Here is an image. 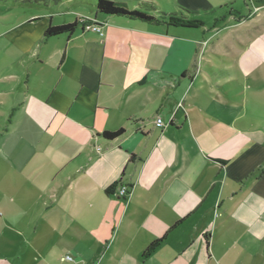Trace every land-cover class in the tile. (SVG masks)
<instances>
[{"label":"crops","instance_id":"crops-1","mask_svg":"<svg viewBox=\"0 0 264 264\" xmlns=\"http://www.w3.org/2000/svg\"><path fill=\"white\" fill-rule=\"evenodd\" d=\"M122 1L155 20L0 0V264H264V38L236 66L211 42L259 12ZM222 56L243 82L210 84Z\"/></svg>","mask_w":264,"mask_h":264},{"label":"rangeland","instance_id":"rangeland-1","mask_svg":"<svg viewBox=\"0 0 264 264\" xmlns=\"http://www.w3.org/2000/svg\"><path fill=\"white\" fill-rule=\"evenodd\" d=\"M64 4L62 6H59L61 9V16L63 17H74L73 11L77 5L81 4L79 1L81 0H72V2L68 0H62ZM87 2H90V0H84ZM143 1H151L152 0H143ZM118 3H123L124 1H114ZM159 4V3H158ZM227 4V8L223 10V12L226 11L224 15H228V13H235L237 16L242 17V19H246L247 16L250 18V14L254 11L255 13L259 12L257 14L258 16H255V20L250 22V21H244L242 25L240 26H234L230 27L229 29H220V31H215L214 35H218L217 37L214 38L212 43L218 40H226L222 41V47L220 48L222 51L221 53L228 56L229 58L235 60L234 65L236 66L237 64V59H239L240 56H242L246 50V48H251L253 44H257L258 42L261 41L262 38H264V0H227L223 2V5ZM159 6L162 7V10L172 12V10H168L169 8H164L163 2L159 4ZM69 8V9H68ZM72 8V9H70ZM166 9V10H165ZM175 11H179L180 8L176 6ZM72 14L69 15V12ZM253 14V13H252ZM175 17H180L181 15H174ZM226 24H223V28L225 27ZM230 31V35L228 36L227 39L223 37L225 33ZM98 32V31H97ZM99 33V32H98ZM209 32L206 33V35L209 36ZM249 38V41L247 42V39ZM207 37V38H208ZM208 41V40H207ZM206 41V43H208ZM217 60V61H216ZM229 61H226V58L224 56L222 57H216L213 65L215 73L210 72L209 74V80L210 84H218L217 82H224V84H227L228 81L234 79L238 80L239 82H243L240 74V70L238 67H235L232 65ZM231 67L233 69L231 70ZM237 71V72H234ZM232 75V78L230 76ZM228 78V80L226 79ZM2 166V165H1ZM5 170L0 169V176L4 174ZM5 218H0V224H5L7 222ZM72 255V254H69ZM68 255V256H69ZM68 256L65 257V260L68 262L66 264H75V261L69 260ZM73 256V255H72ZM73 258V257H72ZM56 264V263H54Z\"/></svg>","mask_w":264,"mask_h":264},{"label":"trees","instance_id":"trees-1","mask_svg":"<svg viewBox=\"0 0 264 264\" xmlns=\"http://www.w3.org/2000/svg\"><path fill=\"white\" fill-rule=\"evenodd\" d=\"M146 7H148L150 10H156V6L154 3L151 2H143ZM95 7L97 12L104 13L107 15H119V16H127L130 18H135V19H140L143 21H153L155 18L151 15H148L147 13L140 11V10H131L127 7L125 3H118L110 0H96ZM169 21L176 23V24H181V25H186V26H191L195 23L198 22H192V21H186L184 19L175 17L173 14L169 15ZM92 21H82V20H76L73 23H68V24H63V25H58V26H49L48 29L45 31V39L51 38V37H56L62 34H73L79 24H83L85 26L86 24L91 23ZM125 132V129H120L115 132L111 131H104L103 132V137L108 139V140H114ZM120 184L119 181L114 182L110 187L107 188L106 192L107 193H114L115 190L117 189L118 185ZM160 240L154 242L146 252H149L151 249H153Z\"/></svg>","mask_w":264,"mask_h":264},{"label":"built area","instance_id":"built-area-1","mask_svg":"<svg viewBox=\"0 0 264 264\" xmlns=\"http://www.w3.org/2000/svg\"><path fill=\"white\" fill-rule=\"evenodd\" d=\"M82 21H86L85 19H82ZM91 28L93 29V30H95V31H98L99 33H100V35H104V32H103V30H102V27L101 26H97V25H93V26H91ZM156 125L157 126H164V120L162 119V118H157V120H156ZM118 194L120 195V196H123V197H126L128 194H129V190H128V188L126 187V186H121L120 188H119V190H118ZM68 259L69 260H72L73 258H72V256H68Z\"/></svg>","mask_w":264,"mask_h":264}]
</instances>
